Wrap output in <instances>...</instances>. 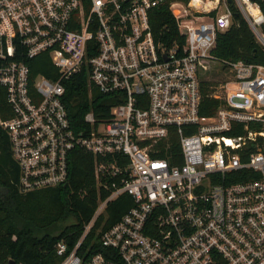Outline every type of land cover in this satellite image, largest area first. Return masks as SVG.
Returning a JSON list of instances; mask_svg holds the SVG:
<instances>
[{
  "label": "built area",
  "instance_id": "built-area-1",
  "mask_svg": "<svg viewBox=\"0 0 264 264\" xmlns=\"http://www.w3.org/2000/svg\"><path fill=\"white\" fill-rule=\"evenodd\" d=\"M233 1L264 46L259 1ZM162 4L184 31L182 45L155 40L150 11ZM228 4L0 0V88L11 110L0 126L18 190L65 184L74 148L95 157L97 206L71 244L56 241L57 264H264V64L212 56L231 24ZM44 53L56 78L31 74ZM83 68L115 103L104 120L87 112L77 131L63 80ZM210 70L224 77L211 85L217 106L202 114ZM121 193L134 205L97 227Z\"/></svg>",
  "mask_w": 264,
  "mask_h": 264
},
{
  "label": "trees",
  "instance_id": "trees-1",
  "mask_svg": "<svg viewBox=\"0 0 264 264\" xmlns=\"http://www.w3.org/2000/svg\"><path fill=\"white\" fill-rule=\"evenodd\" d=\"M258 1L264 13V2ZM228 7L232 14L231 24L217 33L212 56L222 62L242 60L264 64V46L235 2ZM150 26L157 42L167 47L176 42L184 43V31L177 26L167 4L150 11ZM261 31L264 34V24ZM31 74L49 78L58 76L47 53L32 60ZM63 83V101L75 130L88 127L85 121L87 112H92L97 120L109 116L115 95L99 92L88 81L85 68L63 80ZM211 85L214 83L205 79L201 82L202 114L212 113L218 104L210 96ZM10 115L4 90L0 88V120ZM94 161L95 157L90 152L74 148L69 155L65 184L20 192L17 186L18 166L12 158L8 136L0 126V264H6L11 259L15 264H57L56 241L64 238L71 244L97 206L99 189L94 176ZM107 194L108 191L101 190L102 197ZM132 205V197L121 193L107 204L104 213L97 219V227L101 223L102 229L109 227Z\"/></svg>",
  "mask_w": 264,
  "mask_h": 264
},
{
  "label": "rangeland",
  "instance_id": "rangeland-1",
  "mask_svg": "<svg viewBox=\"0 0 264 264\" xmlns=\"http://www.w3.org/2000/svg\"><path fill=\"white\" fill-rule=\"evenodd\" d=\"M213 65H215V64H210V67H213ZM213 73H214V75H215V72H211V70L208 72V74L206 75V78L207 79H205V80H208V81H210V82H213L215 85L220 81V80H222L223 78L222 77H224V75H222L221 77H220V79H217V76H214L213 78H211V76L213 75ZM71 219H69V221H70ZM62 227V226H61ZM60 227V228H61Z\"/></svg>",
  "mask_w": 264,
  "mask_h": 264
},
{
  "label": "water",
  "instance_id": "water-1",
  "mask_svg": "<svg viewBox=\"0 0 264 264\" xmlns=\"http://www.w3.org/2000/svg\"><path fill=\"white\" fill-rule=\"evenodd\" d=\"M227 2H228L229 4H232L233 0H227ZM6 264H15V261L11 259V260H9Z\"/></svg>",
  "mask_w": 264,
  "mask_h": 264
}]
</instances>
